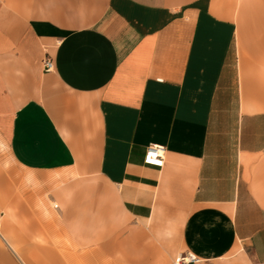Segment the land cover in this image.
<instances>
[{"label":"crops","instance_id":"1","mask_svg":"<svg viewBox=\"0 0 264 264\" xmlns=\"http://www.w3.org/2000/svg\"><path fill=\"white\" fill-rule=\"evenodd\" d=\"M187 252L264 264V0H0V264Z\"/></svg>","mask_w":264,"mask_h":264},{"label":"built area","instance_id":"2","mask_svg":"<svg viewBox=\"0 0 264 264\" xmlns=\"http://www.w3.org/2000/svg\"><path fill=\"white\" fill-rule=\"evenodd\" d=\"M44 68L46 72L53 71V60L50 58L45 59ZM144 163L150 167L163 168L165 165V148L157 144L149 145L145 153ZM200 261L193 253L187 252L178 255L172 264H197Z\"/></svg>","mask_w":264,"mask_h":264}]
</instances>
